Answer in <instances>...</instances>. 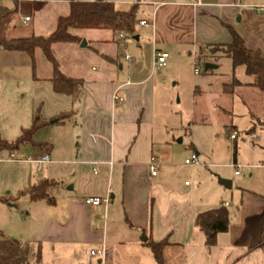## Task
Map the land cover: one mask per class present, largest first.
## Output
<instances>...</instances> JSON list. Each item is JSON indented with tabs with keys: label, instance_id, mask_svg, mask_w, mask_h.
Here are the masks:
<instances>
[{
	"label": "crops",
	"instance_id": "obj_1",
	"mask_svg": "<svg viewBox=\"0 0 264 264\" xmlns=\"http://www.w3.org/2000/svg\"><path fill=\"white\" fill-rule=\"evenodd\" d=\"M106 1L119 8L138 6L136 40L145 36L151 42L152 56L155 50L166 51L169 60L185 51L195 54L209 44L229 43V28L247 48L264 55V12L255 8L264 6V0ZM68 3L0 0V6L16 9L6 35L34 34L43 16L50 13L55 22L68 12ZM26 16L27 25L23 23ZM143 19L150 24L140 26ZM89 30L106 31L99 39L87 37L98 44L100 50L95 52L103 65L95 72V66L88 68L82 59L74 60L72 77L81 79L82 85L74 98L72 138L57 137L53 142L50 134L41 139L36 133L34 140L41 146H21L30 153L26 159L47 153L50 161L37 173V164L25 159L34 166L18 186L22 188L17 195L44 178L57 181L58 187L38 201L19 194L17 209L24 219H18L21 224L16 225V234H8L37 244L42 264H157L146 242L164 238L169 241L162 249L166 264H264V247H254L264 238V92L255 86L256 77L241 80L232 69L220 81L215 72L217 61L207 60L217 65L207 71L212 84H197L193 92L198 110L192 121L201 129L180 151L170 136L174 128L165 121L163 78L153 77L155 72L160 75L161 68L129 62L124 54L123 62L110 58L101 48L124 39H113L106 29ZM0 51L16 53L23 61L27 55ZM234 80L239 84L225 92L223 85ZM117 89L121 102L112 99ZM202 105L228 114L223 119L228 126L225 133L220 127H208L210 109L201 110ZM57 116L51 115L54 119L48 124L53 125ZM233 132H237L234 139ZM247 133L256 138L248 140ZM12 151L2 160L14 162L16 156L8 159ZM192 153L199 164L184 163L189 168L186 171L182 162ZM151 157L157 161L154 176L148 165ZM218 176L229 179L230 188L220 184ZM88 196L108 197L109 201L88 205L82 201ZM218 207L228 212V229L217 233L214 246L207 248L196 217ZM91 250L97 253L91 255Z\"/></svg>",
	"mask_w": 264,
	"mask_h": 264
},
{
	"label": "rangeland",
	"instance_id": "obj_2",
	"mask_svg": "<svg viewBox=\"0 0 264 264\" xmlns=\"http://www.w3.org/2000/svg\"><path fill=\"white\" fill-rule=\"evenodd\" d=\"M140 14H137V18L140 17ZM54 24L55 22L51 20L49 13L47 16H43L42 26L39 30H35L34 34L46 36L54 30ZM138 30L136 22L134 35L139 34ZM71 33L80 36V41L57 43L52 46V53L59 70L65 75L74 76V60L82 59L86 67L95 66V72L99 71V65H103V60L95 50H100V48L94 40L87 41V37L99 39L106 31L79 29L71 30ZM123 39L119 43L113 42L107 49L101 48L102 52L109 55L110 58L123 62L122 56L125 47L133 61L143 65H152L151 42L145 36L141 35L140 39L136 40L133 35H126ZM83 40H85L86 45L81 47ZM74 50L78 55L74 53ZM190 52L188 54V51H185L179 58L174 57L169 60L167 58L166 65L159 71L160 75H157V72L153 73L155 79L163 78L164 85L162 88L166 98L165 113H167L165 121L170 127L174 128L170 136L180 151L189 139L199 134V129H201L192 121L198 110L193 94L195 86L212 82L207 71H204V63L210 58L198 57L197 51L195 54L192 50ZM23 56L25 57L24 61L20 60V56L16 53L9 54L0 51V137L13 140L20 133L21 127L30 126L32 120L38 118L39 121L44 123L37 132L38 137L41 139L44 138V135L48 136V134L53 138V142L56 141L57 137L62 138L64 141L71 139L75 123L74 97L57 93L53 89L52 81L49 79L52 74V65L39 49L35 51L33 64L30 63L31 60L27 55ZM211 60L217 61L216 77L220 81L226 80V74L232 70L231 60L225 56ZM28 65L33 66L29 67ZM194 67H198L200 72L195 73ZM234 70L238 79L249 80L251 78L250 75L244 72L242 65L237 66ZM34 76H36V79ZM232 83L233 81L228 84ZM167 96H169L168 99ZM169 99L172 105L169 104ZM178 100L180 101L177 102ZM199 108L204 110L209 108V105H202ZM209 109L208 127H220L225 133L228 126H225L223 119L228 114L221 109L218 111L217 107ZM60 112L66 114L63 123L56 121L53 125H49L48 123L54 119L50 116L53 114L57 116L58 113V116H60ZM48 129H50V133H48ZM180 139H183V142H180ZM26 147L30 149V145ZM21 149L20 147L12 151L16 156L14 162L2 160L9 150L0 154V229L8 237H13V235L8 234L9 232L17 233L15 227L18 223L21 224L18 219H24L23 215L18 213L19 209H17V205H20L17 204V200L20 198V195H17V189L22 188L18 186L23 184L34 166V164L25 161L30 153H26L25 150ZM182 164L185 165L184 162ZM209 169L216 173V168L211 167ZM184 170L189 171V168L185 165Z\"/></svg>",
	"mask_w": 264,
	"mask_h": 264
},
{
	"label": "trees",
	"instance_id": "obj_3",
	"mask_svg": "<svg viewBox=\"0 0 264 264\" xmlns=\"http://www.w3.org/2000/svg\"><path fill=\"white\" fill-rule=\"evenodd\" d=\"M68 5V12L57 17L54 30L50 34L46 36L32 34L26 37L6 35V26L14 17L16 9L0 6V50L24 52L33 64L35 51L39 49L52 65L49 79L52 81L53 89L57 93L68 94L75 98L80 93L82 80L65 75L59 70L52 53V46L57 43L80 41L77 35L71 33V30L79 29H106L111 31L113 39H120V35L123 38L126 35L134 36L138 6L132 4L127 8H119L106 0H69ZM229 32L231 34L229 43L206 45L205 50L198 49V57H209L210 60L222 56L228 57L233 70L242 65L247 75L256 77L255 86L264 92V55L259 50L247 48L232 28H229ZM236 84H239L237 80L232 84H224V91L232 92ZM65 117L66 114L63 113L56 117V121L62 122ZM43 125L42 121L34 118L31 125L22 128L15 139L7 140L0 137V151L17 150L25 145L41 146L42 143L35 141L34 136ZM58 184L55 180L44 178L19 194L26 193L31 201H38L49 197ZM228 223V212L224 207L210 209L197 215L196 225L205 235L207 248L214 246L216 234L226 231ZM168 243L167 238L160 241L147 240L146 244L157 264H166L162 257V249ZM254 247H264V238ZM0 264H42L40 247L32 242L7 237L0 229Z\"/></svg>",
	"mask_w": 264,
	"mask_h": 264
},
{
	"label": "built area",
	"instance_id": "obj_4",
	"mask_svg": "<svg viewBox=\"0 0 264 264\" xmlns=\"http://www.w3.org/2000/svg\"><path fill=\"white\" fill-rule=\"evenodd\" d=\"M257 11H262L264 12V6H257L255 7ZM28 21H29V17H24L23 18V23L24 24H28ZM139 25L140 26H148L150 24V22L146 21V20H139ZM119 38H123L122 35H120ZM124 57L127 61L129 62H132L133 59L131 58V56L127 53L126 49H124ZM167 58H168V53L166 51H161V50H155L154 53H153V62H152V67L154 69H160L162 67H164L167 63ZM194 72L195 73H199L200 72V69L198 67H194ZM112 99L113 101L115 102H121L123 100V97L121 96L119 90H115L113 95H112ZM231 138L234 139L236 136H237V132H233L231 135ZM245 138H247L248 140L249 139H255L256 136L254 134H251V133H247L245 135ZM8 159L9 160H13L15 159V155L14 153H10L9 156H8ZM27 161H31L35 164H37V173H40V166L44 163H48L50 161V157L47 153H44V154H40L36 157H33V158H29V159H26ZM184 163L188 166H196L199 164V161H198V157L195 153H192L188 158L185 159ZM149 170H150V174L152 176L156 175L157 174V161L154 157H151L150 161H149ZM236 173H238V171H236ZM187 184V182H186ZM82 201L85 203V204H88V205H99L101 203H105L107 204L108 201H109V198L108 197H104V198H101V197H97V196H88V197H84L82 198ZM91 255H95L97 252L94 251V250H91L90 251Z\"/></svg>",
	"mask_w": 264,
	"mask_h": 264
},
{
	"label": "water",
	"instance_id": "obj_5",
	"mask_svg": "<svg viewBox=\"0 0 264 264\" xmlns=\"http://www.w3.org/2000/svg\"><path fill=\"white\" fill-rule=\"evenodd\" d=\"M133 38L138 39V35H134ZM85 45H86L85 40H83L81 43V47H83ZM216 67H217V65L214 63H211V62H205L204 63V71H208V70L214 69ZM218 182L220 184H222L225 188H230V186H231V181L229 179L221 178L220 176H218ZM142 238H143V240L146 239V237L144 235L142 236Z\"/></svg>",
	"mask_w": 264,
	"mask_h": 264
}]
</instances>
